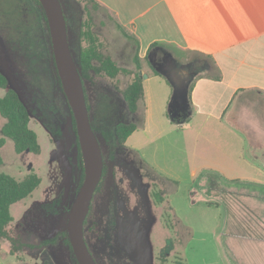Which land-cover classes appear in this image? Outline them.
Instances as JSON below:
<instances>
[{
	"label": "rangeland",
	"instance_id": "1",
	"mask_svg": "<svg viewBox=\"0 0 264 264\" xmlns=\"http://www.w3.org/2000/svg\"><path fill=\"white\" fill-rule=\"evenodd\" d=\"M33 1L0 0V69L9 79V88L15 89L29 108L30 125L36 130L42 146L40 154L28 151L17 154L14 143L8 140L1 149L0 172L18 179L30 173H37L42 178L41 185L29 197L12 206L15 220L9 230L13 235L21 236L24 242L36 246L33 249L24 247L14 259L17 264H79L65 240L64 231L69 208L79 191L80 168L74 146L67 151L74 173L71 193L65 198L64 167L57 145V141L64 137L62 124L66 122L70 127L72 116L69 101L57 79L50 29L41 8ZM61 2L68 18L71 47L77 51L80 41L86 45L81 38L84 39L85 31L91 30L98 37L101 49L120 67L128 70L120 72L114 79L101 74L85 82L90 116L97 128L105 161V173L86 224L91 249L102 264H186L184 251L190 230L178 219L168 200L178 181L172 176L159 175L142 161L128 141L122 146L114 134L119 122L137 123L142 119L141 112L130 111L123 96L124 89L137 72L143 71V67L147 68V73L154 71L149 59L158 63L157 57L164 58L158 54L142 60L139 71L136 41L127 36L107 9L93 0ZM193 57L188 53L179 63L180 68L188 69ZM157 66L163 70L162 66ZM171 79L177 83L176 76ZM5 92V89H0V96ZM236 104L244 106V109H256L257 115L264 120L263 93L255 90L245 92ZM243 110L241 115L244 116ZM4 121L0 118V129ZM182 124H178L180 129ZM163 141L161 157L177 153L168 139ZM257 179L259 184L254 187V196H240L237 191H242L241 183L235 186L223 183L226 186L221 185L224 186L222 191L216 192L213 200H224L225 195L228 201H232L231 211L237 215L242 212L249 215L239 202L241 200L256 206L257 213L252 214L255 219L250 218L251 229L264 232V176ZM158 197L164 200L159 201ZM240 220L239 216L234 225H238ZM49 239H54V242L41 245Z\"/></svg>",
	"mask_w": 264,
	"mask_h": 264
},
{
	"label": "crops",
	"instance_id": "2",
	"mask_svg": "<svg viewBox=\"0 0 264 264\" xmlns=\"http://www.w3.org/2000/svg\"><path fill=\"white\" fill-rule=\"evenodd\" d=\"M93 1L139 43L141 62L158 54L176 63L188 53L210 57L192 80L182 129L168 116L171 77L143 67L144 98L136 112L142 119L127 141L159 175L178 181L168 200L191 229L187 264H264V232L251 229L257 207L238 200L250 216L237 215L225 195L213 200L224 184L241 183L240 196H254L257 177L264 176V120L236 104L245 92L264 94V0ZM164 139L177 153L161 157ZM14 256L3 244L0 264H17Z\"/></svg>",
	"mask_w": 264,
	"mask_h": 264
},
{
	"label": "trees",
	"instance_id": "3",
	"mask_svg": "<svg viewBox=\"0 0 264 264\" xmlns=\"http://www.w3.org/2000/svg\"><path fill=\"white\" fill-rule=\"evenodd\" d=\"M33 2L34 5H37L38 7L41 8L43 19L48 28L49 27L48 20L40 0H34ZM66 19L68 22L67 16ZM83 35L84 36L82 37H84V39L81 38V40L82 41L85 40L87 44L83 45L80 41L79 48L77 51H75L72 47L71 48L74 54V58L79 66L82 79L84 81L88 107H89V111H91L85 82L87 80L91 81L94 79V76L101 74L108 75L110 78L114 79L118 76L120 72H128V70L123 67H120L108 53L104 52L101 49L100 43L98 41V37L95 35V33H93L91 30H88L85 31ZM136 43L138 47V54L136 55V66L137 69L140 71L142 69V62L139 54V43L137 41ZM208 58L210 57L207 56V58H205L202 55H194L191 62L194 61L199 66L198 73L206 69L208 67L207 65L211 64V61ZM53 59H54L53 61L56 71L58 72L54 56ZM155 72L161 74V72L156 69ZM57 79L59 85L62 87V82L58 73H57ZM168 81L171 83L169 79ZM0 89L6 90L5 94L0 96V118H3L5 120L4 124L0 129V133H1L0 162H2L1 148L7 143V140H11L14 143V149L17 154H22L27 151L32 152L34 154H40L42 152V146L39 141V136L36 130L33 129L30 125L31 112L27 107V105L22 101L18 92L13 88H9V79L1 71V69H0ZM192 89H193V83H190V85L188 86L189 98H191ZM123 96L128 104L130 111L132 113H136L139 108L140 101L144 98V85L140 72L136 73L134 80L127 86L126 89H124ZM175 102H176V98L175 99L172 98L171 103L169 105L168 116L176 124H182L189 120L190 115L186 116L185 113L183 115L176 114ZM68 106L70 108L71 116H72V123L70 129L75 139V144L72 146V148L74 146L76 148V162H78V167L80 168L79 178L77 181V186L80 190L82 183L84 181L85 168H84L82 150L78 137L77 123L70 104ZM189 106L187 105V107ZM189 112H191V110H189ZM91 122L95 132H97V128L94 125L92 118H91ZM138 128H139V124L136 122H129V123L119 122L118 124H116L114 129V134L118 140V143L122 146H125L128 137ZM104 173H105V166H104L103 175ZM41 183H42V178L37 173H30L23 179H18L9 173L0 172V252L2 245L5 243L9 244L12 255H17L24 247H29L32 249L36 248L34 244L24 242L21 236L13 235L9 229L13 221L15 220L11 210L12 206L29 197L41 185ZM158 200L163 201L164 199L163 197H158ZM88 217L85 222V236H86V224L88 222ZM188 229L190 230V236H191V229L190 228ZM64 236H65V240L71 247L67 229L64 231ZM86 240L94 257L96 258L99 264H102L98 260L96 254L91 249L87 236H86ZM52 242H54V239L45 240L42 242L41 245L49 244Z\"/></svg>",
	"mask_w": 264,
	"mask_h": 264
},
{
	"label": "water",
	"instance_id": "4",
	"mask_svg": "<svg viewBox=\"0 0 264 264\" xmlns=\"http://www.w3.org/2000/svg\"><path fill=\"white\" fill-rule=\"evenodd\" d=\"M40 2L48 20L58 74L77 123L85 168L84 181L69 210L67 231L78 263L99 264L87 243L85 222L90 213L94 195L103 177L105 165L103 150L91 122L84 81L69 41L63 4L61 0H40ZM178 94L177 87L174 84L173 98L175 99ZM183 98V103L187 106L189 100L188 88L184 89ZM62 133L64 137L57 141V145L60 162L64 167V196L68 198L73 187L74 166L67 151L73 146L74 135L66 122L62 124Z\"/></svg>",
	"mask_w": 264,
	"mask_h": 264
},
{
	"label": "flooded vegetation",
	"instance_id": "5",
	"mask_svg": "<svg viewBox=\"0 0 264 264\" xmlns=\"http://www.w3.org/2000/svg\"><path fill=\"white\" fill-rule=\"evenodd\" d=\"M160 57H157V60H159L158 63H154L152 60L149 59V63H151L152 67L154 69H159L163 71L168 76H176L177 77V83L175 86L178 90V96L176 97L175 102V113L183 115L186 113L188 107L184 105L183 103V91L185 88H188L190 85V81L193 80V78L197 75L199 71V66L196 62L192 61L187 66L188 69H181V64L176 63L173 59H170L169 57H164V59H159ZM157 65L162 66L163 70L159 68ZM182 82V83H180ZM74 143V142H73ZM97 191V190H96ZM95 196V195H94ZM94 199V198H93ZM93 203V201H92ZM92 206V205H91Z\"/></svg>",
	"mask_w": 264,
	"mask_h": 264
}]
</instances>
